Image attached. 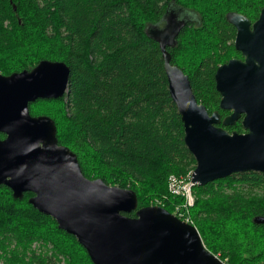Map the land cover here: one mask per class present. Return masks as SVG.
Returning <instances> with one entry per match:
<instances>
[{
	"label": "trees",
	"instance_id": "16d2710c",
	"mask_svg": "<svg viewBox=\"0 0 264 264\" xmlns=\"http://www.w3.org/2000/svg\"><path fill=\"white\" fill-rule=\"evenodd\" d=\"M263 8L264 0H0V74L65 62L68 93L31 103V114L55 121L59 144L78 156L87 178L134 190L139 209L158 198L173 213L185 198L170 194V177L187 178L197 162L148 30L162 26L172 9L184 11L188 22L168 51L213 114L221 99L217 69L238 54L227 15L255 22ZM192 190L191 214L207 249L226 264H264V223L256 222L264 217V173H237ZM32 195L15 199L0 185V264H56L59 256L65 264H94L75 236L29 203ZM36 241L42 246L34 249Z\"/></svg>",
	"mask_w": 264,
	"mask_h": 264
},
{
	"label": "water",
	"instance_id": "95a60500",
	"mask_svg": "<svg viewBox=\"0 0 264 264\" xmlns=\"http://www.w3.org/2000/svg\"><path fill=\"white\" fill-rule=\"evenodd\" d=\"M180 13V20L168 13L165 28L148 31L160 45L185 144L197 162L193 186L237 173H264V8L255 22L241 13L227 15L244 60H230L215 75L221 108L234 111L224 125L244 115L245 134L220 127V114L208 112L189 75L172 63L168 47L188 22ZM70 75L65 62L48 60L33 70L0 74V133L6 136L0 139V185L9 187L15 199L33 193L29 203L75 236L94 264H226L207 249L195 225L160 205L139 209L134 190L87 178L78 156L59 144L55 121L31 114V103L63 98ZM134 211L135 217L127 215ZM256 222L264 223V217Z\"/></svg>",
	"mask_w": 264,
	"mask_h": 264
},
{
	"label": "flooded vegetation",
	"instance_id": "af4514ba",
	"mask_svg": "<svg viewBox=\"0 0 264 264\" xmlns=\"http://www.w3.org/2000/svg\"><path fill=\"white\" fill-rule=\"evenodd\" d=\"M180 12H183V10H181V9H179V10H176V9H172L171 11H169L168 13H171V17L173 18V19H175V18H177L178 20H180L181 18H183L184 16H182V14L180 13ZM168 22V18H167V20L166 21H164V23L162 24V26H160V28H165L166 27V25L168 24L167 23ZM232 59H237V60H244V56L242 55V53L241 52H238V54H236V55H233V57H231L230 59H229V61L230 60H232ZM229 61H227V62H225V63H223V64H221V65H224V64H226V63H228ZM220 65V66H221ZM219 66V67H220ZM218 67V68H219ZM218 70V69H217ZM219 93V92H218ZM220 94V93H219ZM220 104H221V100H222V96H221V94H220ZM220 106V105H219ZM219 114H220V123H219V126L220 127H222V128H224L225 130H227L229 133H239V134H245V133H247V131L244 129V126H243V123H242V121H243V118H244V115H242L237 121H236V123L235 124H232V125H228V126H225L224 125V121H225V119L229 116V115H231L234 111L233 110H224V109H222L221 108V106H220V109H219V111H217ZM239 124H241L242 125V127H243V129H242V131H237V130H235V129H233V128H235V127H237ZM33 196V195H32Z\"/></svg>",
	"mask_w": 264,
	"mask_h": 264
},
{
	"label": "built area",
	"instance_id": "2783aa9c",
	"mask_svg": "<svg viewBox=\"0 0 264 264\" xmlns=\"http://www.w3.org/2000/svg\"><path fill=\"white\" fill-rule=\"evenodd\" d=\"M193 173H194V170L191 171L187 178H181V179H178L177 177L175 176H171L170 177V180H169V185H170V191L173 193V194H176V195H182V196H185L186 198V209L188 210L189 207H192L194 205V195L192 193V187H193V183H192V178H193ZM176 215V214H175ZM177 216V215H176ZM178 218H180L181 220L187 222V223H190L192 224V221H190V219H182L180 216H177ZM194 225V224H192Z\"/></svg>",
	"mask_w": 264,
	"mask_h": 264
},
{
	"label": "rangeland",
	"instance_id": "374dc122",
	"mask_svg": "<svg viewBox=\"0 0 264 264\" xmlns=\"http://www.w3.org/2000/svg\"><path fill=\"white\" fill-rule=\"evenodd\" d=\"M186 15V14H185ZM187 16V15H186ZM169 184V183H168ZM169 192H170V194L171 195H173V196H182V195H176V194H173L171 191H170V185H169ZM192 193H193V190H192ZM194 195V194H193ZM182 197H184L185 198V196H182ZM194 198H195V196H194ZM195 201V200H194ZM186 203H187V201H186V198H185V203H184V206H180V205H178V206H176L175 207V209H174V212H173V214H176L177 216H180L182 219H190V221H192V224H194V219H193V217H192V214H191V209L193 208V206L195 205V202H194V205L192 206V207H189L188 208V210L186 209ZM161 204H163V200H161V199H154L153 201H152V205H160L161 206ZM195 225V224H194ZM42 246V243H40V242H38V241H36V242H34L33 243V247H34V249H36V248H39V247H41ZM53 247V245L52 244H50V245H48V248H52ZM50 254L52 255L53 254V252H50ZM59 258H60V260L62 259V261H61V263H56V264H65V261H64V258L62 257V256H59ZM1 264H4V263H1Z\"/></svg>",
	"mask_w": 264,
	"mask_h": 264
}]
</instances>
